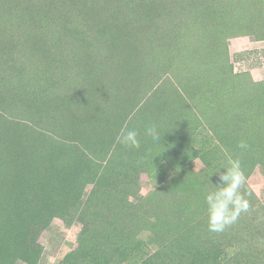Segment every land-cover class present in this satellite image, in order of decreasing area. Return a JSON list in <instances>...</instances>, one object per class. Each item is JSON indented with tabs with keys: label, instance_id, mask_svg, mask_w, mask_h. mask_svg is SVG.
<instances>
[{
	"label": "rangeland",
	"instance_id": "374dc122",
	"mask_svg": "<svg viewBox=\"0 0 264 264\" xmlns=\"http://www.w3.org/2000/svg\"><path fill=\"white\" fill-rule=\"evenodd\" d=\"M0 40V264H264V0H0Z\"/></svg>",
	"mask_w": 264,
	"mask_h": 264
},
{
	"label": "clouds",
	"instance_id": "9594fccd",
	"mask_svg": "<svg viewBox=\"0 0 264 264\" xmlns=\"http://www.w3.org/2000/svg\"><path fill=\"white\" fill-rule=\"evenodd\" d=\"M145 134L150 136L154 143L159 144L162 141L161 131L155 124L147 127ZM118 140L121 144L135 149H138L141 143L139 133L134 129L122 130ZM238 146L244 149L247 144L241 141ZM224 169L226 172L219 176V186L205 196L208 231L211 233L224 232L250 208L249 200L246 199L247 193L241 191L246 178L240 160L230 159L228 166Z\"/></svg>",
	"mask_w": 264,
	"mask_h": 264
},
{
	"label": "trees",
	"instance_id": "16d2710c",
	"mask_svg": "<svg viewBox=\"0 0 264 264\" xmlns=\"http://www.w3.org/2000/svg\"><path fill=\"white\" fill-rule=\"evenodd\" d=\"M0 41H2V40H0ZM0 101H2V103H3V99L0 97ZM5 114H6V112H4ZM4 113H3V111H1V115H0V120H1V123H3L2 125L4 126V128H6V126H7V124L9 123V118H7V117H5L6 115H4ZM3 115V116H2ZM15 125L16 126H18V127H21V128H27V126H25L24 124H18V123H15ZM34 129L31 127V128H29V131H33ZM35 134L36 135H38L39 136V138H36V139H30V141L32 142V143H35L38 139V141H41V142H44V140H41V139H43V138H48L49 140H51L53 143H61V142H63V138H62V136L60 135V134H58V133H54V132H52V138L51 137H46L47 135L44 133V135H41L40 133H39V131H37V130H34V136H35ZM41 138V139H40ZM67 141H70V140H67ZM72 141V140H71ZM148 199H146V201H147ZM151 206V205H150ZM152 217V216H151ZM151 237V236H150ZM152 237L153 238H157V235H152ZM155 260H156V258L154 257V256H152V257H150L149 259H147V262H148V264H154V262H155Z\"/></svg>",
	"mask_w": 264,
	"mask_h": 264
}]
</instances>
